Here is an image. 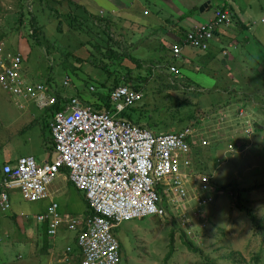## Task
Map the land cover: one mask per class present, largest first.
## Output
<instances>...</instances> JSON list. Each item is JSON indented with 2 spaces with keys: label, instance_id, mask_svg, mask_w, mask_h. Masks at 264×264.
<instances>
[{
  "label": "rangeland",
  "instance_id": "374dc122",
  "mask_svg": "<svg viewBox=\"0 0 264 264\" xmlns=\"http://www.w3.org/2000/svg\"><path fill=\"white\" fill-rule=\"evenodd\" d=\"M19 1L0 0V34L6 33L0 44L4 48L10 47L12 50L17 49L19 43H23L22 46L25 50L28 48L27 57L21 63L22 76L31 82L44 83L51 92L59 91L69 96L79 94L82 99L87 98L89 101L93 97L105 94L107 86H102V84L107 79V74L100 67L105 64H62L59 60V54L62 60L65 54L69 58L71 54L66 52L70 51V48L75 52L78 45L87 41L88 35L96 36L99 34L107 37L110 33L109 30H105L107 29L104 26L107 25L106 22L101 20L104 25L98 26L95 19L115 17L118 12L121 16L122 12L120 10L111 12V5L105 0H74V2L62 0L64 6L61 9L64 12L68 11V8L64 9V7L69 6L72 13L76 15L78 19L76 28H69L68 24L66 25L68 22L67 17H64L61 21L62 30L59 31L58 18L53 19V17H50L49 11H44L43 15L38 12L36 16L39 18L40 24H43L40 30L41 45L32 40H29L28 45L26 38L21 36L20 31L14 30L18 25L15 20L19 14L17 12ZM250 1L253 13H248L249 8L245 0H228V3H232L233 6L240 3V10H237L240 16L248 15L246 18L248 23L241 32L246 36L250 35V43L248 42L246 46L244 43L243 45L229 47L226 44L225 49L235 57L230 66L234 67L233 74L240 79L241 84L248 83L250 77L255 76L256 79L253 77L254 82L243 86V90L241 89L242 91L236 94V90H232V88H238L239 84L233 83L230 80L231 77L228 78L229 75H232V72L228 71V65L213 64L210 51L214 41L211 40L209 48L201 51L202 54L206 55H201L203 59L199 61V65L181 64L180 59H175L179 66L178 71L186 78V82L191 87H185L184 89L187 90L180 91V88L176 90V88L170 89L161 85L162 83L167 84V81H164L165 78L163 81L150 79L146 84V90L142 91L145 94L144 99L133 106H141L140 109L146 117L155 114L154 109L156 107L167 104V97L164 98L166 94L189 98L193 104L188 109L192 108L196 112L199 111V113H206V110L217 101L227 99L234 101L232 107L229 108L231 114L229 119L221 116L217 118V121H213V118H211L212 120L208 118L203 120V124L208 128L204 129L203 135L212 137L213 143L216 141L222 142V145L218 150V146L213 145V143L203 147L201 157L204 159L207 155V165L211 169L212 177L214 176L213 180H220L217 183L227 186L230 182H235L237 185L233 186L237 190L244 186H252L253 189L248 193L249 197H246L248 200L242 204L250 208L251 212L257 216L260 220L259 226L254 227L251 220H248L246 212L239 211L231 201V195L221 189H219L220 194L217 193L218 195L208 194V191L201 194L204 199L210 196L212 199L210 198L209 201L212 200L213 202L208 208L210 209L209 219L198 222L196 218L202 209L199 208L196 211L198 205L196 203L192 206V201L196 196L199 199L200 193L197 194L198 192L191 188L184 202L186 207L192 206L191 209L182 213L181 207L169 205L168 211L164 215L148 214L124 220L118 227L114 228V234L120 243V264H208L205 263L207 255L212 258L214 264H264V243L261 242V236L264 234V151H258L257 154V149L254 148L257 144H253L247 151L248 159L244 158V155L242 156L243 160L238 162L233 159L234 154H228L222 158L219 157L223 161H220L218 168L214 170L218 164V153L229 149L228 143L233 135L239 137L241 136L239 132L243 134V126L237 124L235 120L231 121V118H234L233 116L236 114V107L246 105L245 108L249 111L254 103H249L251 99L248 98L247 93H256L255 96L260 97L264 93L262 92L264 89L263 84L261 85V83H264V48L254 36V30L258 26L262 25L264 27V22L260 21V18L264 17V8L262 7L264 1ZM214 2L215 0H212L210 9L216 6L213 4ZM202 5L199 6V10ZM147 9L150 10V15L144 16L148 14V10H143V15L142 9H138L135 15L139 19L149 20L153 15L155 6ZM251 18L254 19L251 20ZM120 23H122L123 32L129 37L124 22L121 21ZM128 23L130 24V22ZM110 24H112V28L109 26L108 28L111 31L114 29L112 31L114 38L121 40L120 31H116L118 29L116 24L119 25V20H112ZM135 24V27L130 26L131 29L133 28L132 31L135 29V37L130 39L138 42L154 38L150 33L152 30L150 25L139 26L137 21ZM232 25L233 23L230 27ZM87 46L90 49L94 45L87 44ZM148 47L152 50L153 44H149ZM130 48L129 52L133 57L145 54L133 48V50L140 53L136 54ZM55 49L59 50V54ZM221 52H217L215 62L216 60L225 61ZM239 56L242 59L239 60ZM236 58L238 61H236ZM237 64L245 65L238 67ZM107 65L112 72H115V68H119L120 64ZM132 65L134 66V64ZM172 65L166 64L165 67H156L155 65L156 71H153V77L159 72L174 77L175 72L170 71ZM223 65L226 66L224 71L220 68ZM146 67L141 64V69H134L133 75H137L139 72L145 75ZM147 71H152V69L150 68ZM120 73H124V71L121 70ZM65 77L70 79V82L66 85L63 83ZM179 81L181 80H177V82ZM109 82H111V79H109ZM92 85H94L93 89H91ZM14 98L16 99L11 93L5 91L0 84V165L7 154L13 157L31 154L38 163L40 160L49 159L51 157L50 144L46 140L50 136V131L44 125L47 119L44 116V110L32 105L26 107L28 101H17ZM258 99L262 101L261 98ZM255 103L262 104L258 101H255ZM143 106L147 110H143ZM125 111L132 116L138 113L136 109H130V107L126 108ZM145 111L148 115L145 114ZM259 113H263L264 116V112L260 111ZM200 116L198 115V117ZM153 120L159 121L160 118L156 117ZM246 120L247 118L243 119L244 125L247 124ZM213 122L215 125H213ZM169 125L168 120H163L153 130L155 132H170L184 127V123H177L175 126ZM64 176H66L64 172L60 173L49 184L50 196L46 199L28 201L22 197L18 189L9 190L10 208L3 211L0 207V264H75L70 260L62 262V259L66 256L69 259L72 258L71 253L73 249L77 248L74 239L77 235L76 231L61 228L56 236L52 237L47 234L42 225L43 223L35 217L36 214L45 211L50 199L58 202L61 213L79 216L86 214L87 205L83 192L75 188ZM209 191L212 192L211 189ZM201 201L203 202V200ZM208 209L204 212L205 215L208 214ZM22 217H24V220L20 222L19 219ZM180 226L184 228V234L178 229ZM172 232L174 242L171 240ZM186 237L194 239L201 251H189L182 241ZM172 242L175 245L174 248H170ZM67 246L71 248L70 251L66 250ZM46 248H49V250ZM258 252H261L259 259H254L253 257Z\"/></svg>",
  "mask_w": 264,
  "mask_h": 264
},
{
  "label": "built area",
  "instance_id": "2783aa9c",
  "mask_svg": "<svg viewBox=\"0 0 264 264\" xmlns=\"http://www.w3.org/2000/svg\"><path fill=\"white\" fill-rule=\"evenodd\" d=\"M229 14L228 10L215 11L218 26H228ZM212 24L213 18L207 23L196 24L181 42L172 44L173 56L179 57L186 44L205 48L206 39L214 31ZM23 59L21 52L5 53L0 44L2 88L39 109L53 104L56 98L50 89L22 76ZM170 71L179 72L176 65L170 66ZM69 82V77H65L63 83ZM142 98V91L125 84L111 90V108L107 109L70 96L49 123L54 145L50 160L38 163L34 156L23 155L2 164L1 209L10 208L8 192L11 189H18L28 201L49 198V184L66 169L71 183L84 193L91 213L84 216L63 214L58 202L51 199L47 210L36 214V219L47 222L46 231L52 237L61 228L76 231L81 264H120V245L114 228L124 220L148 214L164 215L157 203L161 199L156 189L159 183L167 186L166 190L173 193L179 204L185 202L186 195L194 188L200 193L199 199L193 198L198 205L196 211L212 202L210 196L207 199L201 196L209 191L211 176L192 177L183 170L189 163L193 145L208 144L206 137L191 127L179 132L156 133L123 115L126 108ZM236 113L247 116L245 107H240ZM242 129L248 137L253 134L251 125ZM66 250L71 248L67 246ZM69 260L66 256L62 262Z\"/></svg>",
  "mask_w": 264,
  "mask_h": 264
},
{
  "label": "trees",
  "instance_id": "16d2710c",
  "mask_svg": "<svg viewBox=\"0 0 264 264\" xmlns=\"http://www.w3.org/2000/svg\"><path fill=\"white\" fill-rule=\"evenodd\" d=\"M70 1H72V0H70ZM62 2H63L62 0H20L18 2V7H17V12H19V14L15 20V22L18 25L16 28H14V30H17V32L20 31L21 36L26 38L28 45H29V40L35 41L36 44L41 45L40 43L42 40V36L40 35V30L43 27V24H40L39 18H37L36 13L39 12L41 15H43L42 13L44 11H49L48 14L50 15V17H53V19H55V18L59 19V27H58L59 31L62 30L61 21H62V19H64V17H67L66 20H68V22L66 24H68L69 28H76V25H78L77 24L78 19H77L76 15L74 13H72L69 6L64 7V9L68 8V11L64 12L63 9H61L64 6V5H62ZM68 5H69V3H68ZM33 10H34V12H33ZM216 10H221L222 12H224L225 10H228L230 12V14L228 16V21H227V25H228L227 27L224 25L218 26L220 23L217 22L218 18L215 17V11ZM48 18H49V16H48ZM99 18H96L95 21L98 22ZM233 20H234L233 13L228 8V6L222 5V6L216 7L214 9V15H213V24H215V25L212 24V28H214V31H213L211 37L206 39V47L205 48L194 47V46H191L190 44H186L184 46L188 45L191 48H195V49H199V50H205V49L207 50L209 48V42L211 40H213V41L215 40V37H216L218 31H220L221 28L226 29L229 26H231V24L233 23ZM195 25H193V27ZM193 27L186 32L185 36L187 35L188 32H190L193 29ZM112 34L113 33L108 34L107 39H109V40H107L105 42L106 44L101 43L102 41L101 42L98 41L96 39V37L92 36V35H90V36L88 35L87 41H85V43L87 42L89 44H91V43L94 44V50L91 51V54H94V53L96 54V52L97 53H103V54L98 55V57H97L98 61L96 62V64H98V65L99 64H105L104 66H100V67L103 68V70L107 74V79L104 81L105 84L104 83L102 84V86H107V90H106L105 94L97 96L95 98L93 97V99H90L91 103H93L94 107L100 108V109L111 108L110 92L114 87H116L119 84L129 85V86L135 88L136 90L145 91L147 88L146 84L149 82L150 79H157V80L163 81V79L165 78L164 81H167V84L162 83L161 85L165 86L166 88H170V89L176 88V90L180 88L179 90L183 91V90H187V89H184L185 87H191L190 84L186 82V80H185L186 78L180 74V71L175 72L173 74L174 77L169 75V74L163 73V72H159V73H157V75L155 77H153V71H156L155 70L156 64H153V63L152 64H143V66H147L146 67L147 70H149L151 68L152 71L146 70L145 75H142L141 72H139L137 75H133L134 69H136V70L141 69L140 68L141 63H140V58L138 56L133 57L131 55V53H125V52L124 53H117V56L119 57L118 60L121 61L124 57H128L134 63L135 68L132 69L126 65L120 64L119 68H115V72H112L107 65L109 63L104 60L105 57H107L108 55H110V57H111V55H113V53L116 52L115 47L112 44L108 43V41H111L110 38L113 37ZM4 35H6V33L0 34V42L2 41V38L4 37ZM97 35H99V34H97ZM184 38H182L179 42H181ZM247 42H248V40L244 41L243 44L245 43L244 45L246 46L248 44ZM82 43H84V42H82ZM22 44L23 43H19L17 46L18 48L14 49V50H12L10 47H7V48L5 47V53L15 54L17 52H21L24 59H26L27 54H28V48H27V50H25L23 48ZM160 47L163 50H165V54L161 55V58L162 57L165 58L167 48L163 44H161ZM183 47H182V49H183ZM170 51H171V48H170ZM71 52H72V50L67 51L66 53L72 54ZM107 52H111V53L108 54ZM181 52H182V50H181ZM181 52H180V55H181ZM176 58H178V57L177 56L176 57L171 56L170 59H165L164 61H159V62L163 63L162 65L165 67L166 64H173L174 61H176L175 60ZM60 62L62 64L75 63V62H70V60L66 56V54H65V57L63 58V60H61ZM117 64H119V63H117ZM258 66H259V64H258ZM176 67L179 70V66L177 64H176ZM121 70L124 71V73H120ZM228 71L232 72V75L231 76L229 75L231 77V79H230V77H229V79L233 83L239 84L238 88H236V89L232 88V90H236L235 93L237 94V92H240L243 90V88H242L243 86H247L249 83L245 82V83L241 84L240 79L237 76H234L233 69L229 66H228ZM156 77H158V78H156ZM253 77L255 78V76H253ZM253 77H250V79H254ZM109 79H111V82H109ZM177 80H181L182 82L181 81L177 82ZM177 84H179V85H177ZM262 84H263V88H264V83H261V85ZM92 86H94V85H92ZM262 92H264V89ZM53 94L56 98V101L53 104L46 106L45 108H42V109L40 108V110H44V116L47 117L44 125L46 127H48V129H49V123L52 119L53 114L57 110L62 109L63 104L65 102H68V100L70 98L69 95H65L59 91H55V92H53ZM247 95H249L248 98L251 99L249 101V103H251V104L254 103L253 104L254 106H251L250 110L247 111L246 117L238 116L236 113L235 116H233L234 118H231V121L235 120L237 124L239 123L240 126H244V127L251 125V127L253 128V134L250 137H248L247 135L242 134V132H239L241 135V136H239L240 138L233 135V137L230 139V141L228 143L229 149L226 151H221L218 153V159H217L218 164L216 165L214 170H216L218 168L220 161L221 162L223 161L221 158L223 156H227L228 154H232V155L234 154L233 159L237 160L238 162L243 160L242 156H244V155H245L244 158L248 159L247 151L250 148V146L253 144H257L256 146H254V148L257 149V152H256L257 154H258V151H264V116H263V113H259L260 111L264 112V93L261 94V97L258 95L255 96L256 93L255 94H248L247 93ZM71 96H73V95H71ZM74 96H77L81 100H83L79 94H76ZM144 97H145V94H143L142 99H144ZM166 97H167V101H168L167 104H165V105L163 104V105H160V107H156L154 109L155 114L148 115L145 111V114L148 115L145 117L143 111L140 109L141 106H133L132 105V106H130V109H136L138 111V113L135 114L134 116H132L127 111H124L123 115L128 117L131 121H133L137 124H141L142 126L147 127L149 129H151L152 131H154L153 128L155 126H157L161 121L168 120L170 123L169 126H175V124H177V123L178 124L184 123V127L182 129L176 130V131H170L172 133L173 132H179L181 130L186 129L187 127H191L192 129H196L200 133V135H203L204 129L206 128L205 125L203 124V120L206 118H208L209 120H212L211 118H213V121H215V120L217 121L218 120L217 118H220L221 116L223 118L226 117V119H229L230 115H231L229 112L230 111L229 108L232 107V104H233L232 102H234V101H230V99L229 100L227 99L225 101H217L212 106H210V108L208 110H206L207 111L206 113L201 112V111H200L201 113H199V111L196 112L192 108L188 109V107L193 104L189 98H185V97H182L179 95H170V94L169 95L166 94L164 96V98H166ZM258 98H261L263 102ZM83 101H85V100H83ZM255 101L261 102L262 104L259 105L258 103H255ZM245 106L246 105L236 107V112H237V109H239L240 107H245ZM143 110H147L145 108V106H143ZM198 115H201V116L198 117ZM156 117H159L160 120L159 121L153 120V118H156ZM243 118H247V120H248L247 124H245V125L243 124ZM230 122H229V124L232 125ZM213 125H215L214 122H213ZM206 129H208V128H206ZM50 137L51 136H49V138H48L50 140L47 141L48 140L47 139L46 141L48 142V144H50L49 147L51 150V149H53L54 145H53V141ZM204 137H206V136H204ZM206 140L209 142L208 144L203 145V144L196 143L195 145H193V148L191 149V151L189 153V163H188V165H186L183 168V170H185V172L189 173L192 177L201 176V175L211 176L210 181H209V185H210V189L212 190V192L208 191V194L210 193L211 195H213V193H214V194L218 195V194H220L218 192L219 189L229 193L231 195V201L237 207V209L239 211L246 212L245 214L247 215L248 220L249 221L251 220L252 225L254 227L259 226L260 220L257 218V216L251 212L250 208H248L242 204L248 200V198H246V197H249L248 193L251 189H253L252 186H244L242 188H238V190H237V188L234 187L237 185V184H235V182H230V184H227V186H226V185H223V184L221 185V184L217 183V181H220V180L214 181L213 180L214 176L212 177L213 174L211 173V169L207 165V155L204 158L205 160L201 157V149L203 147L209 146L211 143H213L212 137H206ZM213 145L218 146L217 147V150H218L219 148H221L222 142L216 141L213 143ZM207 154H208V152H207ZM219 157H221V158H219ZM1 168H2V166L0 165V179L2 177ZM63 172L65 174L68 173V171L66 169H63ZM166 187L167 186H165L164 184H160V183L156 187V189L158 190V193L160 195V198H161L157 203H158V206L163 209L165 214L168 211L169 205H171L173 207H181L182 212H183L185 210L191 209V207L196 204L195 199H193V201H192V204H193L192 206L186 207L185 203L179 204L178 202L175 201V197L173 196V193L169 190L167 191ZM84 200L86 201L85 196H84ZM212 202H207L206 204L203 205L204 207L200 206V207H202L201 208L202 210L199 212V216L196 218V220L198 222H201L202 220L206 221L209 219L210 209H208V208L211 206ZM86 205L88 206L87 201H86ZM207 209L209 210V212L207 215H205L204 212L207 211ZM90 213H91V211L87 210L86 214H90ZM199 218H201V220H199ZM42 225L47 230V227H48L47 222L46 223L43 222ZM178 229H180V231L182 233L184 232L183 227L180 226V228H178ZM171 235H172L171 240L173 241V239H174L173 238V232ZM261 237H262L261 242L264 243V234H262ZM75 240H76V238H75ZM182 241L186 245V247L189 251H192V252L201 251L199 248V245L194 241V239L186 237ZM173 242L170 244V248H174L175 245L173 244ZM194 244H197V245L195 246ZM119 245H120V243H119ZM260 253L261 252H258V254H256L253 258L259 259ZM169 254H170V252L168 253L167 258L169 257ZM71 255H72V258L70 259V261H72L75 264H81L80 263L81 257H80V254L78 253L77 248L73 249V252L71 253ZM205 263L214 264L212 258L209 255H207V261H205Z\"/></svg>",
  "mask_w": 264,
  "mask_h": 264
},
{
  "label": "crops",
  "instance_id": "0c3cea01",
  "mask_svg": "<svg viewBox=\"0 0 264 264\" xmlns=\"http://www.w3.org/2000/svg\"><path fill=\"white\" fill-rule=\"evenodd\" d=\"M74 2V0H72ZM107 3L109 2V4L111 5V12H118L117 10H120L122 12L121 16L119 14V12L117 13V16L115 17H100L98 22L95 21V23L99 26V25H104L101 23V20H104L106 22L107 25H104L106 31L109 30V33H113L112 31H114V29H112V31L108 28L111 27L112 28V24L115 25L114 23L110 24V21L112 20H119V25L116 24L117 28L116 31H120L119 34L121 35V40L123 39V41L121 40H116V38L111 37L110 40L108 41L109 44H112L115 49L116 52L113 53V55H108L107 57L104 58L105 61H107L109 64H123L128 66L129 68L134 69L135 65L133 66L132 64H134L128 57H124L121 61L118 60V56L117 53H130L129 51V47L130 50H133V48H135L137 51L140 52H144V55H141L140 53H138L137 51L133 50L136 54H140V56H138L140 58V63L141 64H156L157 66L160 67H164L159 61H164L165 59H170V57L172 56L170 53V48L172 46V44L179 42L182 38L185 37V34L188 30H190L193 25L195 24H199V23H207L209 21L212 20L213 15H214V9L218 6H222V5H226L228 6V8L232 11L233 16H234V20H233V25L232 27H228L226 29L221 28L220 31H218L214 43H213V47L211 48L210 54L212 55L211 58L213 60V64H227L229 67L230 63L235 59V57L230 54V52L225 49V45L227 44L228 47L229 46H238V45H242L244 41L250 40V35L246 36L245 34H243L241 32V30L246 26L247 22V17L248 15H242L240 16V14L238 13L237 10H240V3H237L236 6H233L232 3H228V0H215V2L213 4H215L216 6L213 7V9H210L211 4H212V0H105ZM235 1V0H234ZM246 1V5L248 6V13H253V9L251 7V1L250 0H245ZM264 0H261V2ZM206 3V6H203L202 11L199 10V6L201 4ZM138 5V6H137ZM137 6V8H136ZM151 6H155V10L153 12V15L150 17L149 20H145L143 18L137 17L135 15V13L137 12L138 9H142V14H143V10H148V14H143L144 16H148L150 15V10L147 9L148 7ZM262 7L264 8V3L262 5ZM241 12V11H240ZM105 18V19H103ZM121 18V20H120ZM254 18H251V20ZM121 21L124 22L126 29L129 32V37H127V35L123 32V29L121 27L120 23ZM137 21L139 26H147L150 25L152 27L151 30V35L154 36V38L150 39V40H146V41H135L134 39H130V38H134V33H135V29L134 31L133 28L131 29L130 26H136L135 22ZM260 21L264 22V17L260 18ZM130 22V24L128 23ZM67 25V24H66ZM255 34L254 36L257 38V42L262 45V47L264 48V27L262 25L258 26L255 30H254ZM118 34V33H117ZM118 34V35H119ZM113 35V34H112ZM96 39L98 41H102L101 43H105L108 38L105 36H101V35H96L95 36ZM119 37V36H118ZM247 42V43H248ZM85 43V42H84ZM81 44L78 45L75 52L72 50V54L69 57L70 62H75V63H69V64H96L97 57L99 54H103V53H97L96 54H91V51L94 50V46H92L90 49L88 48L87 44L89 43H85V44ZM250 43V42H249ZM92 44V43H91ZM149 44H153L152 50L149 49L148 45ZM163 44L167 49L166 51V55L165 58H161V55L164 54L165 50H163L160 45ZM94 45V44H92ZM154 48V51H153ZM71 50V48H70ZM55 51H58L59 54V50L55 49ZM151 51V52H150ZM169 51V52H168ZM201 51L204 50H199V49H195V48H191L188 45L184 46L181 52L180 57H178V59H180L181 64H189V65H194L196 66L197 64H200V60L203 59V57L201 55H206V54H202ZM218 51H222L221 53L223 54V59L225 60L224 62H220L218 60H216V62L214 61L215 57H217L218 55ZM240 52V50H239ZM108 54H110L111 52H107ZM149 54V55H147ZM63 55V53H62ZM67 56V55H66ZM62 57H60L59 54V60ZM242 59L241 56H239V60ZM100 60V59H99ZM236 61L237 58H236ZM173 64H178L176 63V61H174ZM242 65L245 64H237V66L242 67ZM146 67V66H144ZM222 71H224L226 69V66H222L220 67ZM234 70V67H231ZM251 69V68H250ZM230 76H228L229 78ZM256 79V77H255ZM254 79H249L248 83L250 82H254ZM97 97V96H96ZM95 98V97H94ZM14 100L17 101H21L23 99H18V98H14ZM83 100H85V102H91V100L89 101V99L87 98H83ZM27 105H32L34 107H36L35 105H33L31 102H28V104L26 103V107ZM37 108V107H36ZM39 109V108H38ZM35 117V116H34ZM51 138V137H50ZM50 139H48L47 141H49ZM52 150H50V154L52 153ZM31 155V154H29ZM23 156V155H20ZM18 156V157H20ZM33 156V155H32ZM18 157H13L11 155H8L6 157H4V160L2 162H13L15 161ZM36 159V158H35ZM49 159L46 160H40L39 163H42L44 161H48ZM1 164V166H2ZM65 179H68L69 182H71L69 180V178L67 176H64ZM75 187V186H74ZM76 188V187H75ZM84 195V193H83ZM85 196V195H84ZM23 197V196H22ZM86 198V197H85ZM50 201L48 205L46 206L45 211L47 210V208L50 205ZM87 201V200H86ZM85 201V202H86ZM88 203V202H87ZM87 210L89 209V205L87 206ZM86 210V213H87ZM44 211V212H45ZM63 214H70V213H63ZM72 215V214H71ZM76 215V214H75ZM22 220H24V217L20 218L19 221L22 222ZM67 229V228H65ZM76 238V236H75ZM74 238V239H75ZM49 250V248H47Z\"/></svg>",
  "mask_w": 264,
  "mask_h": 264
},
{
  "label": "water",
  "instance_id": "95a60500",
  "mask_svg": "<svg viewBox=\"0 0 264 264\" xmlns=\"http://www.w3.org/2000/svg\"><path fill=\"white\" fill-rule=\"evenodd\" d=\"M206 5H207V4L204 3V4L200 7V10L202 11L203 6H206Z\"/></svg>",
  "mask_w": 264,
  "mask_h": 264
},
{
  "label": "clouds",
  "instance_id": "9594fccd",
  "mask_svg": "<svg viewBox=\"0 0 264 264\" xmlns=\"http://www.w3.org/2000/svg\"><path fill=\"white\" fill-rule=\"evenodd\" d=\"M171 55L173 56L172 51H171ZM173 57H175V56H173ZM173 65H174V64H173Z\"/></svg>",
  "mask_w": 264,
  "mask_h": 264
}]
</instances>
